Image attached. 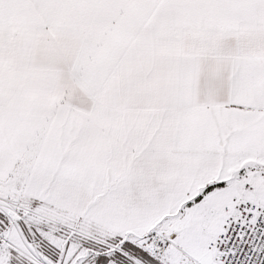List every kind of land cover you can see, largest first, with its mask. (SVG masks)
<instances>
[{
  "label": "snow or ice",
  "instance_id": "1",
  "mask_svg": "<svg viewBox=\"0 0 264 264\" xmlns=\"http://www.w3.org/2000/svg\"><path fill=\"white\" fill-rule=\"evenodd\" d=\"M0 264H264V0H0Z\"/></svg>",
  "mask_w": 264,
  "mask_h": 264
}]
</instances>
